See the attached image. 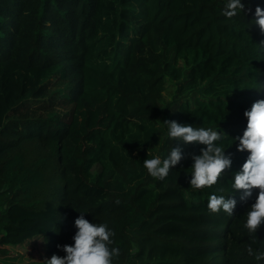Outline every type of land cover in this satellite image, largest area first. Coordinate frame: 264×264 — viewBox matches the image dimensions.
Wrapping results in <instances>:
<instances>
[{
    "label": "trees",
    "instance_id": "16d2710c",
    "mask_svg": "<svg viewBox=\"0 0 264 264\" xmlns=\"http://www.w3.org/2000/svg\"><path fill=\"white\" fill-rule=\"evenodd\" d=\"M224 3L0 0L2 264L65 255L81 214L115 232L113 264H256L247 247L264 250V224L255 243L242 225L258 190L232 191L248 153L231 142L264 99V32L252 22L264 0H242L231 19ZM165 120L224 134L231 167L215 185H189L205 146L167 138ZM174 147L182 159L151 177L143 160ZM213 193L236 200L231 216L208 210ZM31 242L41 258L19 252Z\"/></svg>",
    "mask_w": 264,
    "mask_h": 264
},
{
    "label": "clouds",
    "instance_id": "9594fccd",
    "mask_svg": "<svg viewBox=\"0 0 264 264\" xmlns=\"http://www.w3.org/2000/svg\"><path fill=\"white\" fill-rule=\"evenodd\" d=\"M242 0H225L222 13L231 19L242 14ZM252 21L264 32V7L257 5ZM246 125L239 136L233 137L237 151H246L247 157L232 180V191L242 190L241 200L253 195L258 190L253 203L247 208L242 227L247 234L257 241L255 233L264 224V99L254 101L250 108L245 109ZM166 137L182 139L184 142H195L204 145L199 154L192 156L190 165L191 179L189 185L193 189H201L215 185L221 173L231 167L230 156L225 154L222 143L225 136L214 128H194L190 124H181L175 120H165ZM230 143V144H231ZM182 151L174 147L166 154L153 155L143 160L147 173L156 180H164L170 169L182 159ZM119 203V201H117ZM236 200L231 196L211 194L207 208L211 213L223 211L229 216L233 214ZM77 231L72 237V244L58 245L65 255L53 254L45 260V264H113V258L119 256L120 249L112 247L115 232L107 223H93L82 214L74 220ZM247 254L253 257L256 264H264V250L247 247Z\"/></svg>",
    "mask_w": 264,
    "mask_h": 264
},
{
    "label": "rangeland",
    "instance_id": "374dc122",
    "mask_svg": "<svg viewBox=\"0 0 264 264\" xmlns=\"http://www.w3.org/2000/svg\"><path fill=\"white\" fill-rule=\"evenodd\" d=\"M172 90H173V86H171V84L168 83L167 84V89L164 92V98H165V100H169L171 98V92H172ZM85 123H86L85 119H83L81 117L80 118V124L84 127L86 125ZM161 129L166 130V126L163 125L161 127ZM163 137H164V135L162 137H160V140H162ZM155 148H158V145H156ZM38 244L39 243H32V242L31 243H24V246L22 248H20V250L19 249L18 250H19V252L28 250L30 252L29 258L31 260H33V259H39V258L42 257L43 251L41 250V248L39 247ZM1 246L4 247V246H8V245L3 244ZM34 247H35V249H32Z\"/></svg>",
    "mask_w": 264,
    "mask_h": 264
},
{
    "label": "built area",
    "instance_id": "2783aa9c",
    "mask_svg": "<svg viewBox=\"0 0 264 264\" xmlns=\"http://www.w3.org/2000/svg\"><path fill=\"white\" fill-rule=\"evenodd\" d=\"M0 264H2V263L0 262Z\"/></svg>",
    "mask_w": 264,
    "mask_h": 264
}]
</instances>
